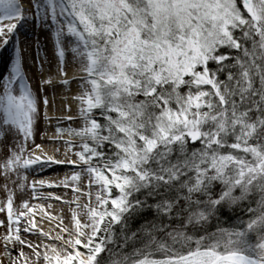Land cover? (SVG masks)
<instances>
[{
  "label": "snow or ice",
  "instance_id": "snow-or-ice-1",
  "mask_svg": "<svg viewBox=\"0 0 264 264\" xmlns=\"http://www.w3.org/2000/svg\"><path fill=\"white\" fill-rule=\"evenodd\" d=\"M29 27L54 46L39 87ZM0 61V264H264V0H0ZM73 80L78 116L55 117L57 159L36 143L54 119L43 93ZM63 164L74 170L58 183L29 181ZM50 200L75 205L71 227Z\"/></svg>",
  "mask_w": 264,
  "mask_h": 264
},
{
  "label": "bare ground",
  "instance_id": "bare-ground-1",
  "mask_svg": "<svg viewBox=\"0 0 264 264\" xmlns=\"http://www.w3.org/2000/svg\"><path fill=\"white\" fill-rule=\"evenodd\" d=\"M51 61L54 63L55 66V71L52 73V75H55L56 72V58H55V53H54V47H53V54L51 55ZM36 67V66H35ZM46 69H49L48 64L45 65ZM3 69V63L2 61H0V70ZM48 73L46 72L45 75H47ZM79 76V73L77 72V70H70L69 71V77H73V76ZM72 82H77L76 80H73ZM56 90H58V94L55 97V100H58L59 105L61 106L60 112L53 115V113L51 111H48L50 116H53L54 120L55 117L58 116H62V115H66L69 114L66 112H64V110H66L69 106L71 107V110L75 111L74 113L71 112L70 114L73 117H77L78 116V112L76 113L77 109H76V104L75 102L71 99V97H68V100H65V87L62 85H57ZM67 107V108H66ZM77 119H74L73 121H75ZM72 122V121H71ZM54 127L51 124H46V128L44 129L46 130H52ZM52 137V135L47 136L46 138L43 137L40 140V143L44 146L45 151L50 154V155H55L57 159H64L63 156V147L61 146L60 141H56V143L54 144L52 142V140L50 139ZM56 147H60V152H56L55 149ZM6 155H7V149H5L3 147V145H0V163H3V161L6 159ZM34 167H39V165H35ZM73 166L70 164H63V165H52L50 167H46L42 172H40L37 175H32L30 176V181L33 179L39 180V179H45V180H51L53 182H59L60 180H63L65 178V176H70L72 174L73 171ZM0 179H3V176L0 175ZM42 191H44L45 193H47L48 191H53L58 195H62L64 197V199L71 201L74 198V193L72 192V190L70 188L65 189V188H56V189H43ZM41 201L38 200H31V203H40ZM85 201H81V203H84ZM47 203H51L53 205V207L51 209H48V211L56 217H63L64 220V225H67L69 227H71L70 224V220H71V212L72 209L75 207V205L73 204L71 207H69L67 204H64L62 201H55V200H50L47 201ZM37 222H38V226L43 228L44 231L50 232L52 235H56L57 232H59V229L56 227L57 223H58V219H53L51 220V222H49L48 219H44L43 221H41L40 216L37 215ZM23 238H25L26 240L31 241L33 244H40L42 242H47V241H42V238H37V236L35 234H28V233H22ZM25 252L30 254V250L25 248ZM16 253L13 252V255H15ZM34 259V257H33Z\"/></svg>",
  "mask_w": 264,
  "mask_h": 264
},
{
  "label": "rangeland",
  "instance_id": "rangeland-1",
  "mask_svg": "<svg viewBox=\"0 0 264 264\" xmlns=\"http://www.w3.org/2000/svg\"><path fill=\"white\" fill-rule=\"evenodd\" d=\"M18 31H20L21 35L19 37L20 41H21V47L23 49H25L24 51V57H25V71L27 73V76L30 79V82L33 84L34 87H39V82L41 79L40 73H39V60H38V56L40 58L43 57H47V59L50 61V63L48 64L49 69L51 70V74L55 71V66L54 63L51 61V55L53 54V43L50 37L45 36L44 34H42L41 32H39V30L34 29V28H24V29H18ZM39 44L40 47V52L38 54L37 52V45ZM69 60L71 61V57H69ZM36 66V67H35ZM77 70L76 65L69 63V67H68V72L70 70ZM4 69L0 70L3 71ZM66 94L65 96H69V97H73L75 95L78 94V85L77 82H72L70 85V90H67L65 88ZM58 94V90L53 89V88H47L46 91L43 93V95H46L49 99V108L48 111H51L54 114L60 112L61 106L58 103V100H55V97ZM74 101V100H73ZM76 104V113L79 111L78 109V104L76 101H74ZM67 108V107H66ZM41 111L43 112V105H41ZM66 110H64V112H66ZM71 112H75L73 110H71ZM52 125H53V129L50 131L48 130H44L46 128V123L43 119V117H41L40 121L38 122V132L36 135V143L37 144H41L40 140L43 137H47L54 134L55 131V127H56V120L53 119L52 121ZM81 125V121L79 119L72 121V122H68L65 121L63 122L60 126L61 127H79ZM45 132H47V135H45ZM29 177V181H30ZM4 183V179H0V185H2ZM5 197V193L3 192L2 189H0V200L4 199ZM0 219H4V215L0 214ZM4 234V229L0 228V236H2ZM3 251V245L0 244V253H2ZM42 264V262H41Z\"/></svg>",
  "mask_w": 264,
  "mask_h": 264
},
{
  "label": "trees",
  "instance_id": "trees-1",
  "mask_svg": "<svg viewBox=\"0 0 264 264\" xmlns=\"http://www.w3.org/2000/svg\"><path fill=\"white\" fill-rule=\"evenodd\" d=\"M233 216V213H231V212H229V211H225V213H224V218L225 219H227V220H229V222H230V218ZM140 222L139 221H137V223H136V225H134V227L135 226H138V224H139Z\"/></svg>",
  "mask_w": 264,
  "mask_h": 264
}]
</instances>
